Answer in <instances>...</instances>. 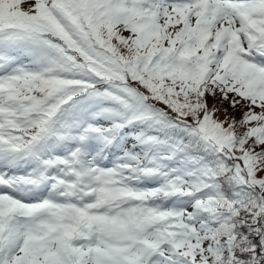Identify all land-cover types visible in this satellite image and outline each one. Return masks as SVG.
<instances>
[{
	"label": "snow or ice",
	"instance_id": "1",
	"mask_svg": "<svg viewBox=\"0 0 264 264\" xmlns=\"http://www.w3.org/2000/svg\"><path fill=\"white\" fill-rule=\"evenodd\" d=\"M0 264H264V0H0Z\"/></svg>",
	"mask_w": 264,
	"mask_h": 264
},
{
	"label": "trees",
	"instance_id": "2",
	"mask_svg": "<svg viewBox=\"0 0 264 264\" xmlns=\"http://www.w3.org/2000/svg\"><path fill=\"white\" fill-rule=\"evenodd\" d=\"M125 35H127L126 33H125ZM224 107H227V105H224ZM229 115H235L237 118H239V116H240V111L237 109V110H232L231 108H229ZM220 116H222L223 117V113H221L220 114ZM221 118V117H220Z\"/></svg>",
	"mask_w": 264,
	"mask_h": 264
},
{
	"label": "rangeland",
	"instance_id": "3",
	"mask_svg": "<svg viewBox=\"0 0 264 264\" xmlns=\"http://www.w3.org/2000/svg\"><path fill=\"white\" fill-rule=\"evenodd\" d=\"M221 117V119H223V117L222 116H220Z\"/></svg>",
	"mask_w": 264,
	"mask_h": 264
}]
</instances>
